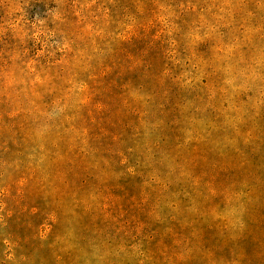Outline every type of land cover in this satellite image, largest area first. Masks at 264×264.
I'll use <instances>...</instances> for the list:
<instances>
[{
  "label": "rangeland",
  "instance_id": "obj_1",
  "mask_svg": "<svg viewBox=\"0 0 264 264\" xmlns=\"http://www.w3.org/2000/svg\"><path fill=\"white\" fill-rule=\"evenodd\" d=\"M0 264H264V0H0Z\"/></svg>",
  "mask_w": 264,
  "mask_h": 264
},
{
  "label": "trees",
  "instance_id": "obj_2",
  "mask_svg": "<svg viewBox=\"0 0 264 264\" xmlns=\"http://www.w3.org/2000/svg\"><path fill=\"white\" fill-rule=\"evenodd\" d=\"M102 94H100V96L98 97V99H96V102L92 104L93 107H95L96 111L98 112L99 115V119L102 120L103 116L107 114L108 109L110 107V105L114 102H106L107 100H104V96L105 94H109V96L115 95L117 93H120L121 90H119V88H117L115 82H111L109 81V84H107L104 88H103ZM174 100L172 97H169L168 100L166 101V104L162 107V110L160 113L164 114L166 111H168L170 109V107L174 104ZM178 107L176 105L172 106V110H170L168 112V118L169 121L167 122L168 124V130L172 131L173 134V138L171 140V144L168 148V155H170L171 158L174 159L175 163H179V165L182 167V162L184 160H189V162H192V158L191 155L199 150H201L202 145H200V140H197V137H193V139L190 140V142L186 145L183 144L182 140H178L179 137L183 138L184 141V136L186 135V131L182 128V126L179 125L178 122ZM129 112H131L132 114H137V108L134 107L132 109L129 110ZM138 115V114H137ZM154 123V122H153ZM102 127H105L104 124L102 125ZM100 128V131L104 128ZM109 129V128H108ZM110 130V129H109ZM167 141L166 137H163V142ZM186 149V151L183 152V150ZM205 158L209 157V154H205ZM163 158V156H158L156 158L157 161H161ZM204 160V159H203ZM202 161V160H201ZM204 162V161H202ZM199 164V162L197 163ZM156 165V164H155ZM180 167V169H181ZM208 171H204V170H197L196 173H194V179H199L201 178V180H206V187H207V193L209 188H212L213 185L215 184V182L217 181H221L222 178L224 177L223 174H221V177L218 178L216 175H213L211 173L210 169H207ZM234 174V172L232 173ZM233 177H237V175L235 174ZM223 184V183H222ZM172 226L170 229H168L167 231H171L170 232V236L171 234L177 235L178 233H182L180 230H178V225L175 223V221H172ZM169 243L166 241L164 242V246L161 248H158L157 250L154 251V253H157V255L160 256V254H162L163 252L167 251V248L169 250ZM169 251H173V249H170Z\"/></svg>",
  "mask_w": 264,
  "mask_h": 264
}]
</instances>
